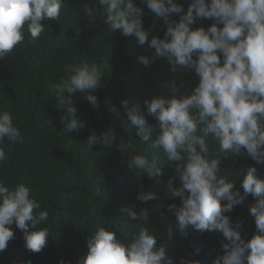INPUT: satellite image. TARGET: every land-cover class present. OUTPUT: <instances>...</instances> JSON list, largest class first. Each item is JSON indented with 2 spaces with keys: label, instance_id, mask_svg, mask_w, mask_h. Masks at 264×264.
Returning <instances> with one entry per match:
<instances>
[{
  "label": "clouds",
  "instance_id": "obj_1",
  "mask_svg": "<svg viewBox=\"0 0 264 264\" xmlns=\"http://www.w3.org/2000/svg\"><path fill=\"white\" fill-rule=\"evenodd\" d=\"M141 3L163 22L162 37L148 40L149 30L143 27L146 14L135 0H96L95 6L85 7L83 13L89 22L103 15L102 20L112 30L135 37L138 45L147 42L154 55H138V63L148 66L157 59H166L173 70L177 65L192 70L197 83L187 95L145 99L144 107L155 125L146 120L138 102L130 104L122 98L120 107L125 123L131 129L135 127L141 144L159 150L165 162H176L174 169L180 184L176 187L169 179L164 195L180 199L179 204L167 205L179 234L186 237L190 226L199 232H219L223 237L222 254H217L211 264H264V178L254 166L247 167L243 175L220 167L222 158L241 155L242 150L254 162L264 163V0H188L186 9L176 0ZM64 4L65 0H0V59L25 40V31L30 37L28 42L35 43L45 30L41 21H58ZM205 19L213 23L192 27ZM64 71L65 76L50 84L49 89L58 108L63 110L60 123L67 134L84 127L70 94L84 93L90 106L98 109L100 101L93 93L103 87V70L97 63L82 61L66 65ZM110 110L117 111L115 107ZM13 121L11 111L0 107V162L7 159L5 139L15 143L24 139ZM116 139L112 129H108L100 142L110 146ZM97 141L93 131L87 145L90 148ZM128 147L133 153L129 168L158 181L162 173L156 157L150 159L149 153L132 144ZM232 175L240 177L241 190L229 178ZM249 195L254 200L249 213L256 232L245 240L241 223L233 224L228 214ZM157 199L153 191L137 195L142 203ZM121 211L141 223L130 225L123 237L117 236L115 228L98 225L88 237L87 251L77 264H174L166 246L157 244L148 223L149 209L141 208L139 214L129 208ZM48 221V210L42 209L26 184L10 188L0 180V252L14 239L10 226L15 223L23 232L25 248L39 253L47 246L50 234L47 226L40 225ZM168 232L171 235V227ZM200 250L193 246L192 254L198 255ZM58 264L65 262L61 259ZM180 264L200 261L181 258Z\"/></svg>",
  "mask_w": 264,
  "mask_h": 264
},
{
  "label": "trees",
  "instance_id": "obj_2",
  "mask_svg": "<svg viewBox=\"0 0 264 264\" xmlns=\"http://www.w3.org/2000/svg\"><path fill=\"white\" fill-rule=\"evenodd\" d=\"M95 2L65 0L58 21H41L45 30L35 43L28 42L30 37L25 31V40L0 59V107L11 111L13 122L24 137L20 143L5 139L3 147L7 159L0 162V180L10 188L18 183L26 184L42 209L48 210L49 221L40 226L50 230L47 246L33 253L25 248L23 232L13 223L10 227L14 239L0 252V264H58L61 259L65 264H77L87 251L88 237L98 225L115 228L117 236L123 237L130 225L141 223L139 219L128 217L122 208L137 214L141 208L149 209L148 223L156 234L157 244L166 246L174 264H180L181 258L211 264L217 254H222V235L199 232L191 226L186 237L179 234L176 219L167 211V205L179 204L180 199H168L164 195L169 179L176 187L180 184L174 169L176 162H165L159 150L141 144L135 127L131 129L125 123L120 107L122 98H127L130 104L138 102L146 120L155 125L143 101L159 95L166 98L187 95L197 83V77L192 70L179 65L173 70L163 58L148 66L138 63V55L152 57L154 49L147 42L138 45L135 37H125L119 30H112L102 20L103 15L89 22L83 10L94 7ZM176 2L187 8L188 0ZM135 3L145 11L143 27L149 30L148 40L153 36L162 37L163 22L156 19L141 0ZM212 23L205 19L192 27H207ZM82 61L97 63L103 70V87L93 93L100 107L93 109L82 92L70 94L77 118L84 127L65 134L60 123L63 110L51 96L49 85L65 76L66 65ZM112 107L117 111H111ZM108 129H112L117 139L105 146L100 138ZM93 131L98 141L89 148L87 139ZM129 144L137 150L144 149L150 159L156 157L162 173L159 182L143 171L129 168L128 161L133 155ZM249 166L256 167L258 175L264 178V163L254 162L246 150L220 161L221 169L231 173L239 171L241 175ZM229 178L234 180L237 189H242L240 177ZM141 191H153L159 199L142 203L137 200ZM253 202L249 195L228 214L233 224L241 223L245 240L256 232L254 218L249 213ZM193 246L200 247L198 255L192 254Z\"/></svg>",
  "mask_w": 264,
  "mask_h": 264
}]
</instances>
